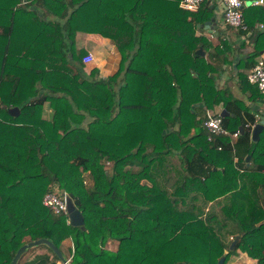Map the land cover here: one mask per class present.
I'll list each match as a JSON object with an SVG mask.
<instances>
[{
	"label": "trees",
	"instance_id": "1",
	"mask_svg": "<svg viewBox=\"0 0 264 264\" xmlns=\"http://www.w3.org/2000/svg\"><path fill=\"white\" fill-rule=\"evenodd\" d=\"M179 2L0 0V264L39 237L68 264H218L222 255L226 264L238 250L264 264V126L241 165L239 138L204 125L217 105L230 131L257 121L247 101L263 106L264 94L247 74L264 31L247 52L227 34L264 23V4H246L245 26L226 24L213 43L195 30L213 14L209 0L195 11ZM77 31L111 40L117 69L102 76L84 63ZM236 53L244 99L216 82ZM47 191L66 192L85 227L44 205ZM59 260L41 243L17 264Z\"/></svg>",
	"mask_w": 264,
	"mask_h": 264
},
{
	"label": "crops",
	"instance_id": "2",
	"mask_svg": "<svg viewBox=\"0 0 264 264\" xmlns=\"http://www.w3.org/2000/svg\"><path fill=\"white\" fill-rule=\"evenodd\" d=\"M209 4L213 7V14L211 15V17L214 18V24L212 25V30L210 31L209 28L204 26V23L200 24L197 23L196 25V34H201L204 36H207L211 41H213V43H217L218 41V37L222 36L226 31V25L223 22V11H224V6L223 4L219 1V0H209ZM250 5V4H247ZM34 8H37L34 6ZM102 16V14H101ZM100 16L97 15H92V19L95 18H99ZM210 17V18H211ZM101 18V17H100ZM206 21V20H205ZM204 21V22H205ZM235 28V27H234ZM235 29H231L229 30V34H227L228 38L231 39L235 42V44H239L240 41H244V46L242 47V51L243 52H247L253 49L254 43L256 41V38L258 36V34L262 31H264V23L263 22H254V28L253 30H249L246 33V36H241V37H237L236 33H234ZM227 33V32H226ZM107 43H106V42ZM75 42L76 45L78 47V49H80V51L82 52H91L93 54V50H97L100 53L102 51H109V52H114V56L107 61V64L109 65V67L112 69L110 71V73H112L113 71H115L117 69L118 63H119V54L117 52L116 47L114 46L113 42L111 40H109L108 38H105L104 36H102L101 34L97 33V32H87V31H77L75 34ZM264 48V47H263ZM262 48V50H264ZM205 52V51H204ZM104 53V52H103ZM103 53L102 56L99 55L98 57H96L95 55V60H96V64L99 66L100 68V64L104 62V58H103ZM117 53V54H115ZM206 55V52L205 54ZM240 53H236L235 54V59L233 60L232 65L227 66V68L221 72V74L216 78V82L217 85L219 86H228L231 87L233 94L236 97H239L241 99H244L245 96H243L241 94V92L239 91V89L236 86V65H237V60L240 57L239 56ZM214 75H218L217 73H214ZM247 104L250 105V111L255 113L258 112V110H262L260 108H264V104L262 106V104L260 102H251V101H247ZM214 109H216L217 111L221 113L223 112V115H228L230 112L227 111L224 107L221 106H215ZM44 111V116L49 117L51 116V110L49 109V107H47ZM221 115V116H223ZM248 121V120H247ZM245 122V123H249V122ZM254 123H250V129H249V136L247 137H236L235 139L239 138V140L234 143V160L237 161L238 159H244L243 162H241V165L243 163L247 164V160L246 157L249 155L247 154V142L251 139V128L253 126ZM243 127H245V125H243ZM251 158V156L249 157V159ZM69 244V241H64L63 242V249L66 248V245ZM65 252H67V249H65ZM30 259V254L28 255L27 259ZM70 260V259H69ZM57 264H63V262L61 260L57 261Z\"/></svg>",
	"mask_w": 264,
	"mask_h": 264
},
{
	"label": "built area",
	"instance_id": "3",
	"mask_svg": "<svg viewBox=\"0 0 264 264\" xmlns=\"http://www.w3.org/2000/svg\"><path fill=\"white\" fill-rule=\"evenodd\" d=\"M203 0H180L179 5L189 11H195ZM223 6V22L225 25H230L232 27H244L243 23V7L247 4V0H219ZM251 4L259 5L264 4V0H251ZM93 54L91 52H86L82 56V61L84 63H89L93 60ZM247 78L250 82L257 85L259 91L264 94V50L257 56L255 64L248 71ZM257 121L260 119L261 115L259 112L254 113ZM204 125L214 134H224L230 135L236 138L240 130L236 129L230 131L222 125L220 112L216 109L207 110V118L204 121ZM245 126H250V123H245ZM211 138V135H209ZM220 148V147H219ZM66 192L56 193L54 191H47L42 198V203L47 207L51 208L56 213L67 214V202H66ZM70 257H68L69 261ZM65 264V263H63Z\"/></svg>",
	"mask_w": 264,
	"mask_h": 264
},
{
	"label": "water",
	"instance_id": "4",
	"mask_svg": "<svg viewBox=\"0 0 264 264\" xmlns=\"http://www.w3.org/2000/svg\"><path fill=\"white\" fill-rule=\"evenodd\" d=\"M247 4H251V0H247L246 2ZM214 18L211 17L209 19H207L204 22V26L209 28V30H212V25L214 24ZM196 53L200 54V55H204L205 52L201 47H198L196 49ZM9 112L12 113L13 115L18 114L19 112V108L18 106H12L8 108ZM224 113L222 112L221 115H223ZM264 126V115H262L260 117V119L258 121H256L252 128H251V139L253 141H256L259 138V133L262 130ZM239 130L242 133L244 131V127L243 125L239 126ZM249 157L250 155H248L246 157L247 160V164H249ZM66 202H67V213H68V219H69V223L72 225H78L81 226L82 228H84V217L82 212L75 206L72 198L69 195H66ZM239 238V235H236L232 241L230 242L229 247L232 248V246L234 245V243L237 241V239ZM41 243H44L46 245H48L60 258V260L65 263L68 264V258H66L62 251L57 247L56 244H54L50 239L46 238V237H39L36 239H32L29 240L23 244H21L17 250L15 251L13 257L11 258L9 264H17L21 254L26 251L29 247L35 246V245H39ZM224 260H225V256L222 255L219 260H218V264H224Z\"/></svg>",
	"mask_w": 264,
	"mask_h": 264
},
{
	"label": "rangeland",
	"instance_id": "5",
	"mask_svg": "<svg viewBox=\"0 0 264 264\" xmlns=\"http://www.w3.org/2000/svg\"><path fill=\"white\" fill-rule=\"evenodd\" d=\"M106 42V41H105ZM107 43V42H106ZM80 51V49H78ZM93 60L91 61L92 63H96L95 60V56L98 57L99 55L102 56L103 53V58H104V62L100 64V68H99V74L100 75H106L109 74L110 71L112 70L109 65L107 64V61H109L113 56H114V52H109L107 51H102L101 53L97 50H93ZM117 54V53H115ZM95 55V56H94ZM92 63H87V64H92ZM47 107H45L46 109ZM260 109H264V108H260ZM47 111V110H44ZM86 180L89 181V177L86 176ZM109 247L114 248V244L112 242H109ZM226 264H256V260L250 256H248L245 252L238 250L236 252H234L229 258Z\"/></svg>",
	"mask_w": 264,
	"mask_h": 264
}]
</instances>
